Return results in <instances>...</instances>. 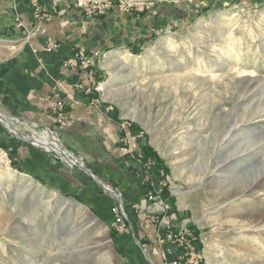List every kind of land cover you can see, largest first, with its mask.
<instances>
[{"label":"rangeland","instance_id":"obj_1","mask_svg":"<svg viewBox=\"0 0 264 264\" xmlns=\"http://www.w3.org/2000/svg\"><path fill=\"white\" fill-rule=\"evenodd\" d=\"M33 7L37 27L51 18L39 1ZM73 7L103 27L110 42L129 21L132 37H143L133 51L126 46L98 54L99 93L151 146L168 213L178 209V224L192 230L196 264H264V0H74ZM51 41L48 50L55 47ZM76 52L93 65L81 50L69 58ZM55 132L43 139L54 152L29 141L42 139L40 133H7L69 168L84 169ZM121 143L126 151L125 139ZM3 146L0 264H166L150 255L140 227L145 220L131 218L120 193L98 183L113 198V222L122 200L129 226L122 232L26 176ZM69 154L74 166L65 162ZM124 235L130 250L118 248Z\"/></svg>","mask_w":264,"mask_h":264},{"label":"crops","instance_id":"obj_2","mask_svg":"<svg viewBox=\"0 0 264 264\" xmlns=\"http://www.w3.org/2000/svg\"><path fill=\"white\" fill-rule=\"evenodd\" d=\"M36 1L44 13L51 14L38 27L33 7ZM73 2L0 0V111L56 131L82 159L85 168H69L51 155L11 139L2 125L0 144L10 151L18 170L87 207L110 228L114 201L98 183L120 193L131 218L145 220L140 223L141 234L149 240L150 255L160 263L153 238L162 232V226L152 218L162 210L170 211L165 203L168 199L161 191V165L140 129L124 121L112 103L101 97V68L96 65L99 53L126 46L133 51L143 37H132L134 22L128 19L124 27H119L120 36L111 39L117 43L113 46L103 27L90 24L74 9ZM47 39L55 43L51 50L46 48ZM74 50L92 56L93 65L79 70L65 67L63 61ZM56 112L66 117L62 128L55 125ZM123 139L126 151L122 150ZM148 192L155 194L154 201L147 200ZM175 213L178 219L182 218L178 209ZM119 239L118 248L130 250L132 246L125 235ZM173 259L171 255L169 261Z\"/></svg>","mask_w":264,"mask_h":264},{"label":"built area","instance_id":"obj_3","mask_svg":"<svg viewBox=\"0 0 264 264\" xmlns=\"http://www.w3.org/2000/svg\"><path fill=\"white\" fill-rule=\"evenodd\" d=\"M53 42H49L51 45ZM52 46V45H51ZM63 65L67 68H71L73 70L86 69L92 65V60L90 57L81 54L80 52H76L73 56L63 63ZM66 117L61 113H55V123L58 127H63L65 125ZM0 125H2L8 132L12 134H16L17 132L22 133L23 131L32 133L33 135L39 134L43 136L42 139L35 137L34 140L31 139L32 143L36 145L38 144V140H43L45 137H48L50 134L52 135L54 131H50L48 128H41L35 123L28 122L26 120L18 119L15 117H4L3 113L0 111ZM45 136V137H44ZM50 143V140L49 142ZM42 145L45 147V150L49 152L50 150L57 151V149L49 148V144ZM48 146V148H47ZM66 158V163L70 166H74V161L72 155L69 154V157ZM82 164V162L80 163ZM83 165V164H82ZM118 201L113 208L114 212V226L119 232L125 231L128 229L127 227V216L124 210V206L122 200L118 197ZM147 200L154 201L155 194L153 192L147 193ZM162 224V232L156 236V241L160 247H162L160 252V257L166 264H180V263H189L196 264V257L193 254V242H192V232L189 229H186L185 226L181 223L180 225L177 222V214L163 212L159 213L155 217ZM174 247V249H173ZM176 249V250H175ZM174 250L176 251V256L174 259L169 261L171 255H173Z\"/></svg>","mask_w":264,"mask_h":264},{"label":"bare ground","instance_id":"obj_4","mask_svg":"<svg viewBox=\"0 0 264 264\" xmlns=\"http://www.w3.org/2000/svg\"><path fill=\"white\" fill-rule=\"evenodd\" d=\"M117 59H115V61H116ZM243 76V75H242ZM240 80H241V78H240ZM245 80V79H244ZM254 79H252V78H249V79H246L245 80V83H248V84H246V86H248V85H251V83H252V81H253ZM263 81V80H262ZM255 82V81H254ZM257 82V81H256ZM237 85V84H236ZM256 86V85H255ZM252 90V89H251ZM3 113V112H2ZM263 115V114H262ZM3 116L4 117H6L7 115H5L4 113H3ZM264 116V115H263ZM7 117H10V116H7ZM11 117H15V118H18V119H21V118H19V117H16V116H11ZM22 120H25V119H22ZM27 121V120H26ZM29 122V121H28ZM36 124V123H35ZM238 124H240V123H238ZM238 124H237V122H235L232 126H231V128H229L230 130H232V127L234 128V127H237L238 126ZM8 132V131H7ZM34 140V139H33ZM35 141V140H34ZM47 141V140H46ZM45 140H38V141H36V142H38V144H41V145H46L47 144V142H46ZM30 142H32V141H30ZM47 148H48V146H47ZM49 148H52L51 146H49ZM52 149H55V148H52ZM232 157V156H231ZM22 191L23 190H19L18 189V192H17V194L18 195H21V193H22ZM23 194V193H22ZM46 201H48V199L46 200ZM44 202V201H43ZM192 231V230H191ZM46 232V231H45ZM101 236L102 237H105L104 236V233L103 232H101ZM105 239H106V241H107V238L105 237ZM193 239V238H192ZM195 242V241H194ZM34 244V243H33ZM104 244H105V242H104Z\"/></svg>","mask_w":264,"mask_h":264}]
</instances>
